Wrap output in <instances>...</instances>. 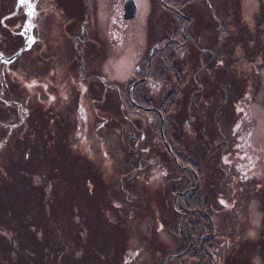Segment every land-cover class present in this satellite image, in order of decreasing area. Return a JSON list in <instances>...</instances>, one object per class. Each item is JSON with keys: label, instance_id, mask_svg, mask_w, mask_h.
Listing matches in <instances>:
<instances>
[{"label": "rangeland", "instance_id": "rangeland-1", "mask_svg": "<svg viewBox=\"0 0 264 264\" xmlns=\"http://www.w3.org/2000/svg\"><path fill=\"white\" fill-rule=\"evenodd\" d=\"M125 1L37 0L31 49L10 72L0 69V236L13 241V233H23L14 230L18 218L5 213L22 210L17 192L24 177L41 188L38 205L59 215L66 264H162L178 250L174 196L197 188L185 192L195 182L188 169L169 164V143L179 158L186 152L201 164L205 185L196 192L202 201L219 200L221 190L227 198L219 210L213 206L222 235L213 262L225 264L232 252L231 264H264V0L185 7L200 50L188 46L181 63L205 61L204 69L197 68L201 73L187 90L178 87L183 94L174 96L176 111L170 104L172 114L164 112L172 116L160 124L164 141L159 124L154 129L146 114L128 112L109 87L124 90L174 17L158 0H133L137 16L124 22ZM111 18L121 33L119 46L108 42ZM174 91L171 83L168 91L159 87L164 99ZM248 101L243 118L235 111ZM185 210L181 215L189 214Z\"/></svg>", "mask_w": 264, "mask_h": 264}, {"label": "flooded vegetation", "instance_id": "flooded-vegetation-1", "mask_svg": "<svg viewBox=\"0 0 264 264\" xmlns=\"http://www.w3.org/2000/svg\"><path fill=\"white\" fill-rule=\"evenodd\" d=\"M199 1L207 0H158L160 8L174 17V20H169L171 25H173L172 29L167 33L166 37H160L159 35V37L156 36L153 38L155 43L152 44L147 56L145 59L144 57L142 58L140 65L137 67L135 66V69L133 68V74L126 80L124 88L125 91L122 90L121 84L109 87V91H115L118 101H120L122 106H125L128 112L134 111L135 115L146 114L148 116L147 122H149V124L152 123L154 125V129H157L155 125L159 124L157 130L161 141L164 140H162L161 137L162 133L160 124L163 122L164 127L165 116L164 113H161V109L159 107L164 106L165 102L169 103L170 98H174V96L178 95V93L183 94V91H181L178 87H184V89L187 90L189 81L194 83L193 81L195 80L196 75L201 73L200 71H197V68L199 67L204 69L203 62L205 61H200L195 64L194 62L189 64L187 62L181 63L182 60L186 59L184 58V51L187 50L188 46L192 47L194 45V50H200V48L197 49L196 42L190 33H193L191 28L194 24L193 20L185 14L186 12L184 10L188 4ZM36 5L37 0H0V69L10 72V66L14 65L16 61L21 59L22 53L31 49L29 41L33 32L37 30L36 28L38 25V11L36 9ZM111 19L112 27L108 32V42H114L119 46L121 44V33L119 30L114 28L116 26V20L114 18ZM111 19L109 25L111 24ZM121 20L126 22V20H124V13L121 15ZM262 20H264V18ZM235 24L237 25L236 22ZM236 34L239 33L235 31L233 35ZM257 34L258 33H256V35ZM15 49H17L16 52H14ZM204 53H206V56L209 54L215 57L214 53L211 51L207 50L204 51ZM213 57H211V63L213 62ZM209 67L211 66H208V68ZM233 68V66H230L229 69H226V72H229V70ZM212 69L214 68L212 67ZM4 74H0V85L5 84ZM139 75H141L140 78L138 77ZM170 83L173 84L176 91L173 92L174 94L167 97V99H164V97L161 96L162 94L159 92V87L168 91ZM215 86L220 88L218 83H216ZM103 87L105 88V86ZM190 88L191 89L189 90H192L193 85ZM197 88L194 90V93H197V95H206L204 94V91H206L205 88H201L199 90H197ZM199 100L201 102L203 101V98H200ZM235 105H240V101H238V104L236 103ZM248 105L249 101L245 102L242 105L243 107L239 110L237 109L235 112L239 113L240 116L243 115L244 118L245 114L249 112ZM130 106L133 108L132 110H129ZM168 121L169 120H167V122ZM170 121H172V118ZM216 122L224 124L225 120L219 118ZM243 123V121L240 122L239 126H242ZM168 141H170V137H168ZM164 146L167 152L168 150L170 151L168 154L171 157L173 164L182 171L186 172V169H188L187 172L189 174H187V176L195 182V187H190L189 189L187 188L185 192L192 191L197 187L194 191L196 192L197 189L199 190V187H204L205 184H202L205 178H203L204 174L201 164H196L194 161L195 165L192 166L189 161V157L186 156H182L177 159L173 156V154H171L170 144L164 143ZM175 146L179 147L181 144H175ZM171 160H169L170 165L172 162ZM243 177V181L246 182L247 176L243 175ZM181 194H175L174 198H176V201L173 202L175 205L173 206V210L177 215L182 217L183 215H181V213L185 210V208H183L182 201L187 194L183 197V199L180 198ZM243 196L245 197V194ZM184 212L187 211L185 210ZM209 222L211 225L215 226L211 220Z\"/></svg>", "mask_w": 264, "mask_h": 264}, {"label": "trees", "instance_id": "trees-1", "mask_svg": "<svg viewBox=\"0 0 264 264\" xmlns=\"http://www.w3.org/2000/svg\"><path fill=\"white\" fill-rule=\"evenodd\" d=\"M256 33H258L257 36L259 37L261 31ZM173 100L174 98H170L168 105L159 107L162 114L164 112H173L169 108L171 105L176 111ZM170 117L172 116L165 117L166 122ZM199 138H195V143L199 141ZM171 152L175 158H179L175 151L171 150ZM182 153L184 154L182 156L189 157L192 166L195 165L191 156L186 152ZM18 182L21 185V190L17 194L18 199H21L20 205L23 208L20 211L6 212L5 215L7 216L11 213L17 217L19 224L18 228L14 230L22 231L23 233H17V235L13 233L14 238L17 239L13 241H8L5 237L0 236V264H66L67 262L63 261V255L67 246L65 248L62 247L64 239L61 230L58 228L59 215H56L55 212L52 213V208L46 213L42 207V201L38 205L36 195L41 188L33 186L31 180L24 177ZM206 198L208 197H205L202 201V195H197V192L189 193L185 196L183 200L184 207L189 210V214L184 217L178 215L180 219L176 229L178 237H173V243L177 244L178 250L176 253L173 252L166 256L162 264H213L209 251L212 252V256L216 257V260H219L221 251L219 246L222 241V235H220L221 228L218 227L214 219L213 206L219 210L222 207L221 202L226 201L227 198L222 190L219 200L207 203L205 201ZM33 203H35L34 208ZM24 206L27 207L25 208ZM31 213L35 214L32 219L30 218ZM60 213L62 214V212ZM63 214L66 215L65 213ZM210 220L215 226L210 224ZM38 232L42 234L41 239L38 238ZM224 237L225 235L223 239ZM58 239H61V243L58 242ZM13 256L16 257V260H14ZM53 256L54 258H52ZM232 256V252H228L224 263L231 264ZM227 257L230 259L226 260Z\"/></svg>", "mask_w": 264, "mask_h": 264}, {"label": "water", "instance_id": "water-1", "mask_svg": "<svg viewBox=\"0 0 264 264\" xmlns=\"http://www.w3.org/2000/svg\"><path fill=\"white\" fill-rule=\"evenodd\" d=\"M136 14L137 10L134 2L132 0L126 1L124 4V20H133L136 17Z\"/></svg>", "mask_w": 264, "mask_h": 264}]
</instances>
